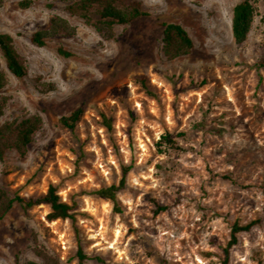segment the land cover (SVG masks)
I'll return each mask as SVG.
<instances>
[{
  "label": "rangeland",
  "instance_id": "rangeland-1",
  "mask_svg": "<svg viewBox=\"0 0 264 264\" xmlns=\"http://www.w3.org/2000/svg\"><path fill=\"white\" fill-rule=\"evenodd\" d=\"M136 1L147 14L108 40L59 0L2 1L0 33L27 75H11L0 55L1 121L36 114L41 125L24 156L5 151L0 187L35 197L52 184L74 224L47 220L44 204L15 203L0 220V264H77L78 245L83 264H264V0H251L240 45L231 34L240 0ZM52 15L75 35L32 45ZM163 22L187 31L188 55L165 59ZM78 109L72 129L60 124ZM163 132L177 149L157 151ZM121 165L130 168L116 212L90 191L117 184ZM234 223L252 224L227 247Z\"/></svg>",
  "mask_w": 264,
  "mask_h": 264
},
{
  "label": "trees",
  "instance_id": "trees-1",
  "mask_svg": "<svg viewBox=\"0 0 264 264\" xmlns=\"http://www.w3.org/2000/svg\"><path fill=\"white\" fill-rule=\"evenodd\" d=\"M3 0H0V6ZM67 14L79 17L83 22L91 26L98 36L108 40L113 36L115 25L128 24L132 20L144 16L147 13L142 10L141 3L136 0H59ZM27 2H21L26 5ZM254 7L251 0H240L232 9L231 34L236 45L242 44L247 37L251 23L254 18ZM161 52L166 60L172 61L189 54L193 42L187 31L176 22H163L161 24ZM76 28L66 18L60 15H52L47 21L45 28L33 32L29 41L36 47L43 46L48 40L56 37H72ZM57 52L63 56L70 54L63 48L58 47ZM0 55L4 61L6 70L16 78H23L27 75L24 62L16 52L13 39L9 34L0 33ZM7 85V78L0 64V161L3 159L6 150H14L20 157L24 156L27 147L31 142L32 135L41 125V118L36 114H26L19 119L12 121H1L4 107L8 97L3 94ZM80 110L73 111L67 116H62L59 122L62 126L72 129L78 120ZM106 125L108 122L106 121ZM177 142L168 132L160 134L155 142L159 152L177 149ZM128 166H120V178L117 184L102 185L90 191V194L110 201L113 209L119 212L117 194L123 189ZM17 203L23 208L44 204L49 208L46 214L47 220L68 219L74 224L73 206L62 201L57 193L56 186L50 184L44 193L35 197H23L17 194L10 196L0 187V220L8 213L12 206ZM159 210L163 209L158 207ZM238 225L234 223L231 227L230 241L227 247L236 242V234L248 231L250 225ZM227 252V249H225ZM77 264H83L86 255L80 246L75 252ZM27 264H48L36 263L33 261Z\"/></svg>",
  "mask_w": 264,
  "mask_h": 264
}]
</instances>
